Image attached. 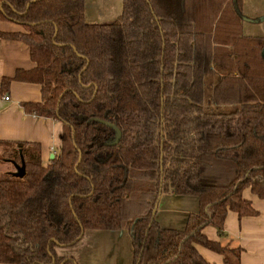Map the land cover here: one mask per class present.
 <instances>
[{"label":"trees","instance_id":"1","mask_svg":"<svg viewBox=\"0 0 264 264\" xmlns=\"http://www.w3.org/2000/svg\"><path fill=\"white\" fill-rule=\"evenodd\" d=\"M241 0H121L109 24H89L85 0H0V19L25 33L36 64L3 78L41 85L26 114L62 125L59 153L44 164L38 144L4 143L0 263L78 264L56 250L86 230H127L132 264H207L199 245L239 264L218 236L227 212L256 213L264 200V36L240 33ZM120 133L115 145V132ZM193 197L182 230L160 228L157 193Z\"/></svg>","mask_w":264,"mask_h":264},{"label":"crops","instance_id":"2","mask_svg":"<svg viewBox=\"0 0 264 264\" xmlns=\"http://www.w3.org/2000/svg\"><path fill=\"white\" fill-rule=\"evenodd\" d=\"M241 2V35L263 37L264 0ZM120 11L121 0H85V19L89 24L112 23ZM0 33H25V30L20 25L0 19ZM35 67L26 44L0 38V85L3 78H13L18 70L28 72ZM41 89V85L35 83L11 81L8 94L0 96V144H38L41 161L46 164L52 159L51 156H56L60 151L62 125L52 118L26 114L21 106L23 103H40ZM4 97L9 99L6 101ZM0 149L2 154L3 150ZM3 163L12 167L13 171L9 173L15 171L9 161ZM241 197L249 202L255 215L238 218L235 213L228 211L221 236L211 226L202 228L201 234L222 247L238 248L239 264H264V200L252 195L249 189H244ZM151 212L160 228L182 230L187 216L197 212V202L193 197H178L170 192L157 193ZM86 231L76 246L57 248V256L72 258L78 264H132L127 230ZM194 248L207 264H225L221 255L199 245H194Z\"/></svg>","mask_w":264,"mask_h":264},{"label":"water","instance_id":"3","mask_svg":"<svg viewBox=\"0 0 264 264\" xmlns=\"http://www.w3.org/2000/svg\"><path fill=\"white\" fill-rule=\"evenodd\" d=\"M104 124H106L108 127L112 128V130L115 132V139L112 142V145H115L120 138L119 131L116 129V127H114L110 123L104 122ZM51 158H53V156H51ZM9 162L13 165V167L15 169V171L13 173H11V175L16 177V178H22L25 174V164L23 162V159L21 158L20 165L16 164L14 161H11V160Z\"/></svg>","mask_w":264,"mask_h":264},{"label":"rangeland","instance_id":"4","mask_svg":"<svg viewBox=\"0 0 264 264\" xmlns=\"http://www.w3.org/2000/svg\"><path fill=\"white\" fill-rule=\"evenodd\" d=\"M10 170L13 171L12 167H11L9 164H5V163L2 162V154H1V149H0V174L6 173V172H8V171H10ZM86 233H91V232L86 231ZM76 245H77V243H76L75 245H73V246H69V247H60V248H72V247H74V246H76ZM80 246H82V245H80ZM78 247H79V246H78ZM76 248H77V247H76ZM67 259H68V258H67Z\"/></svg>","mask_w":264,"mask_h":264},{"label":"built area","instance_id":"5","mask_svg":"<svg viewBox=\"0 0 264 264\" xmlns=\"http://www.w3.org/2000/svg\"><path fill=\"white\" fill-rule=\"evenodd\" d=\"M8 99H9L8 97H4V100H6V101H7Z\"/></svg>","mask_w":264,"mask_h":264},{"label":"flooded vegetation","instance_id":"6","mask_svg":"<svg viewBox=\"0 0 264 264\" xmlns=\"http://www.w3.org/2000/svg\"><path fill=\"white\" fill-rule=\"evenodd\" d=\"M10 163V162H9ZM11 164V163H10ZM12 165V164H11Z\"/></svg>","mask_w":264,"mask_h":264}]
</instances>
